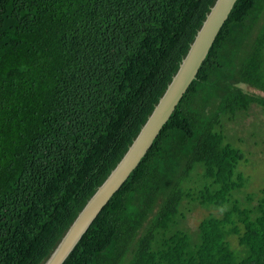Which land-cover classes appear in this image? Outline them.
I'll use <instances>...</instances> for the list:
<instances>
[{
	"label": "trees",
	"instance_id": "1",
	"mask_svg": "<svg viewBox=\"0 0 264 264\" xmlns=\"http://www.w3.org/2000/svg\"><path fill=\"white\" fill-rule=\"evenodd\" d=\"M216 1L0 0V264H47ZM253 108L264 109V0H236L150 148L62 264H264V188L248 191L245 154L224 136ZM197 207L208 215L192 227Z\"/></svg>",
	"mask_w": 264,
	"mask_h": 264
},
{
	"label": "water",
	"instance_id": "2",
	"mask_svg": "<svg viewBox=\"0 0 264 264\" xmlns=\"http://www.w3.org/2000/svg\"><path fill=\"white\" fill-rule=\"evenodd\" d=\"M235 2L236 0L216 1L178 73L173 78L165 95L154 109L139 136L106 182L88 202L47 264H62L102 207L126 181L146 154L162 126L169 119L179 100L195 78L200 65Z\"/></svg>",
	"mask_w": 264,
	"mask_h": 264
},
{
	"label": "rangeland",
	"instance_id": "3",
	"mask_svg": "<svg viewBox=\"0 0 264 264\" xmlns=\"http://www.w3.org/2000/svg\"><path fill=\"white\" fill-rule=\"evenodd\" d=\"M242 117L245 123L227 126L224 136L228 144L245 154L237 170L248 181L245 183L248 191L255 193L264 188V109L253 108ZM207 215V211L195 208L189 215L190 225L195 227Z\"/></svg>",
	"mask_w": 264,
	"mask_h": 264
}]
</instances>
